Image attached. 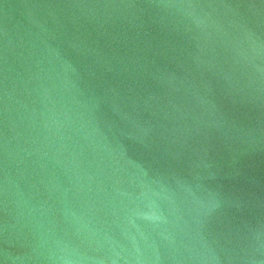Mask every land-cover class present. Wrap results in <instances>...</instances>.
Here are the masks:
<instances>
[{"label":"water","instance_id":"water-1","mask_svg":"<svg viewBox=\"0 0 264 264\" xmlns=\"http://www.w3.org/2000/svg\"><path fill=\"white\" fill-rule=\"evenodd\" d=\"M0 264H264V0H0Z\"/></svg>","mask_w":264,"mask_h":264}]
</instances>
